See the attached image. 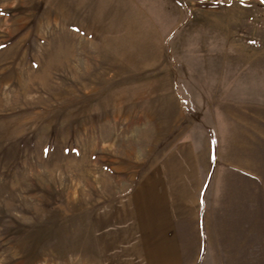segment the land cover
Segmentation results:
<instances>
[{"label": "rangeland", "instance_id": "rangeland-1", "mask_svg": "<svg viewBox=\"0 0 264 264\" xmlns=\"http://www.w3.org/2000/svg\"><path fill=\"white\" fill-rule=\"evenodd\" d=\"M189 175L203 259L264 264V0H0V264H127Z\"/></svg>", "mask_w": 264, "mask_h": 264}, {"label": "crops", "instance_id": "crops-1", "mask_svg": "<svg viewBox=\"0 0 264 264\" xmlns=\"http://www.w3.org/2000/svg\"><path fill=\"white\" fill-rule=\"evenodd\" d=\"M168 188L157 197H142L135 218L129 216L126 234L117 235L112 245L120 261L126 257L127 264H209L203 255L212 235L207 216L201 214L200 188L190 175L175 176Z\"/></svg>", "mask_w": 264, "mask_h": 264}]
</instances>
